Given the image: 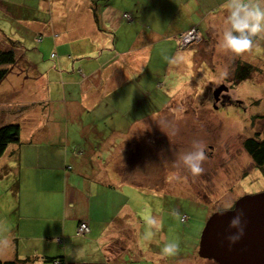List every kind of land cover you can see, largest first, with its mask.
Returning a JSON list of instances; mask_svg holds the SVG:
<instances>
[{"label":"rangeland","instance_id":"rangeland-1","mask_svg":"<svg viewBox=\"0 0 264 264\" xmlns=\"http://www.w3.org/2000/svg\"><path fill=\"white\" fill-rule=\"evenodd\" d=\"M141 2L132 22V7L123 4V18L135 28L120 33L113 50H109L112 46L100 48L84 37L68 40L69 48L59 59L50 56L54 51L47 37L33 35L30 27L11 21L0 9V44L7 45L9 38L20 41L24 49L19 51H24L30 66L38 64L35 71L29 66L22 71L18 65L0 82V89L15 90L12 94L7 91L6 101L1 103L0 124L17 122L24 132L33 118L41 115L42 101H46L44 116L54 112L57 124L70 128L69 143L63 148L71 163L70 178L80 179L79 186L90 196V214L98 220L108 218V223L100 221L97 226L105 225L99 232L111 237L101 242L106 257L100 264H216L197 254L207 218L243 194L264 190V167L252 161L243 145V139L264 127V41L241 57L218 50L227 15L224 0ZM38 9L34 13L39 14ZM191 29L198 36L186 33ZM109 58L113 59L106 71L107 85L103 74L99 80L97 76L84 77V72L102 67ZM238 62L251 64V72L234 82ZM222 83L231 85L233 101L217 109L212 93ZM85 87L96 102L75 114L68 105L79 103V91ZM28 116L32 121H23ZM123 122L128 136L120 147L121 155L109 160L111 184L86 182L89 175L102 177V172L93 173L86 163L114 152L111 147L115 140L120 141L118 124ZM80 129L82 137L76 135ZM114 133L119 135L114 138ZM194 140L204 144L207 157L199 176L177 167L178 156L191 150ZM25 147L30 159L34 151V161L58 164L57 150ZM5 156L0 159V165H5L2 176L12 169ZM0 182L8 187L11 184L4 177ZM149 216L162 227L145 239ZM4 217L0 211V229ZM168 241L178 242L179 250L161 258ZM11 255L9 248L0 249L1 260Z\"/></svg>","mask_w":264,"mask_h":264},{"label":"crops","instance_id":"crops-1","mask_svg":"<svg viewBox=\"0 0 264 264\" xmlns=\"http://www.w3.org/2000/svg\"><path fill=\"white\" fill-rule=\"evenodd\" d=\"M94 1L0 0V9L5 10L11 21L23 22L21 24L30 27L33 35L41 33L47 37L50 48L54 51L50 56L59 59V55H65L64 50L69 48L68 40H79L85 37L92 43L101 45L100 48L112 46V49L109 50H113L116 46L114 41L117 40L120 33L133 32L132 29L135 27L130 22L133 21L135 11L141 10V0H100L97 3ZM123 4L129 8L132 7V9L130 8L131 17L129 18L128 15L125 18H129L130 22L123 18ZM38 8H41L40 13H34L33 10H39ZM128 29L131 30L128 31ZM98 39L99 41H97ZM5 46L7 45L0 44V48ZM126 48L125 53L127 52ZM112 59H107L102 67L95 68L93 72H84V77L88 79L97 76L99 80L103 74L104 86L107 85L109 76L106 71L107 69L109 71ZM18 65L21 66L22 71L27 66L30 71H35L38 64L32 63V68L30 61L23 56L11 69ZM118 65L122 66V64ZM80 83L83 85V82ZM88 90L89 88L85 87L81 93L79 91L80 104L69 103L68 107L72 105L70 110L73 113H81L96 102V98H92V95L88 94ZM7 91L12 94L15 90L0 89V112L4 111L2 108L4 106H1V103L6 101ZM25 102L28 101L20 103ZM17 103L16 101L15 104ZM42 103L41 115L34 117L33 121L30 116L23 119V121L31 120L32 124L27 126L24 132L20 131L19 140L8 144L0 156L1 159L6 153L5 157H8V163H12L11 171L6 176L0 175V179L4 177L6 181L11 182L9 187L0 182V192H2L0 194V211L5 216L0 229V242L7 241L6 244L0 243V249L6 251L9 248L11 250L12 255L7 259H25L19 264H100L102 258L106 257V250H103L101 242L111 237H107V233H104L103 230L99 232V228L105 225L97 226L100 221L108 223V218L102 217L101 220H98L90 214V196L79 186L80 179L70 178L71 163L64 155L63 148L65 144L69 143L70 128H64L57 124L54 112H51L50 117L44 116L48 110V102L42 101ZM10 122L13 121L7 123ZM123 123L118 124L122 131L119 143L114 139L116 145L111 147L114 148V152L111 155L106 154L105 159L99 158L97 161L86 163L92 168L93 173L102 172V177L89 175V177H85L86 182L90 180V183L93 184L103 183L106 187L111 184L108 169L109 160L112 162L113 155H121L120 147L128 136L127 126ZM76 135L82 137L84 133L80 129ZM118 135L114 133V138ZM37 145L45 147L47 150H57L58 164H50L49 161L43 163L37 159L34 161L37 155L34 151H32L33 155L30 159L28 157L29 150L25 146L36 147ZM116 151L117 153H115ZM93 165L98 167L95 168ZM4 168L5 165L1 164L0 171ZM115 168L119 171L120 167L118 165ZM77 176L80 175L77 174ZM3 191H5L4 195ZM8 200H10L9 203H7ZM81 222L87 225V231H78ZM44 256H53L58 259L45 261Z\"/></svg>","mask_w":264,"mask_h":264},{"label":"clouds","instance_id":"clouds-1","mask_svg":"<svg viewBox=\"0 0 264 264\" xmlns=\"http://www.w3.org/2000/svg\"><path fill=\"white\" fill-rule=\"evenodd\" d=\"M223 8L227 15L224 27L218 41V50L227 55L241 57L245 53H251L259 41H264V0H224ZM167 59V58H166ZM204 144L194 140L191 150L178 156L177 167L183 166L193 176H199L204 172L203 162L206 160ZM232 209L231 205L217 209L218 214H223ZM242 213L234 215L229 223L230 229L236 231L226 238L229 243H235L243 235ZM146 222L149 231L145 239H151L161 230V222L155 217H147ZM0 243L6 244L7 241ZM179 250V244L175 241L165 242L161 249V258L174 255Z\"/></svg>","mask_w":264,"mask_h":264},{"label":"water","instance_id":"water-1","mask_svg":"<svg viewBox=\"0 0 264 264\" xmlns=\"http://www.w3.org/2000/svg\"><path fill=\"white\" fill-rule=\"evenodd\" d=\"M224 89L221 84L213 90L214 100ZM237 213H242L243 235L229 243L226 237L236 230L228 223ZM197 254L216 264H264V190L240 196L230 211L211 213L201 231Z\"/></svg>","mask_w":264,"mask_h":264},{"label":"trees","instance_id":"trees-1","mask_svg":"<svg viewBox=\"0 0 264 264\" xmlns=\"http://www.w3.org/2000/svg\"><path fill=\"white\" fill-rule=\"evenodd\" d=\"M100 0H95L94 3H97ZM127 15V14H124ZM96 16V15H95ZM97 17V16H96ZM97 22V18H96ZM7 46L0 48V82L5 78V76L10 71L11 67L16 65L19 59L23 57L22 43L16 39H8ZM20 44L19 48L18 45ZM251 71V65L248 63H239L233 71L234 82L243 80L248 77ZM20 127L17 122L4 123L0 125V156L6 149L7 145L10 143L17 142L19 140ZM244 147L249 153L252 161L259 165L260 167L264 166V127L261 132H256L253 137H250L244 141ZM45 261H54L58 259L53 256H44ZM25 260V259H24ZM21 259H6L1 260L0 264H19L24 261ZM27 260V258H26Z\"/></svg>","mask_w":264,"mask_h":264},{"label":"flooded vegetation","instance_id":"flooded-vegetation-1","mask_svg":"<svg viewBox=\"0 0 264 264\" xmlns=\"http://www.w3.org/2000/svg\"><path fill=\"white\" fill-rule=\"evenodd\" d=\"M237 65H239V63H237L236 64V66ZM221 85V84H220ZM222 85H224L225 86V89L224 90H222L220 93H219V96H218V98H217V100H214V97H213V93H212V97H213V106H214V108H220V107H222V108H225V106L227 105V104H229L228 102H232L233 100L231 99V97H230V95H229V91H230V89H231V85H227V84H224V83H222ZM234 103H237V104H239L240 105V103L239 102H237L236 100L234 101ZM254 117H255V115H252V118L254 119ZM255 134V133H254ZM254 136V135H253ZM253 136H249V137H246L245 139H243V145H244V141L246 140V139H248V138H250V137H253ZM264 167V166H263ZM262 191V190H261ZM244 195V194H243ZM242 196V195H241ZM239 198V197H238ZM237 198V199H238ZM236 199V200H237ZM235 200V201H236ZM235 203V202H234ZM234 203L231 205L232 207H233V205H234ZM217 211V210H216Z\"/></svg>","mask_w":264,"mask_h":264},{"label":"built area","instance_id":"built-area-1","mask_svg":"<svg viewBox=\"0 0 264 264\" xmlns=\"http://www.w3.org/2000/svg\"><path fill=\"white\" fill-rule=\"evenodd\" d=\"M125 16H126V15H125ZM186 33L189 34V35H192V37H193V35H195V34L198 36L196 30H194V29H191V30L187 31ZM192 37H191V38H192ZM87 230H88L87 225H86L84 222H81V223L79 224L78 231H79V232H84V231H87Z\"/></svg>","mask_w":264,"mask_h":264}]
</instances>
